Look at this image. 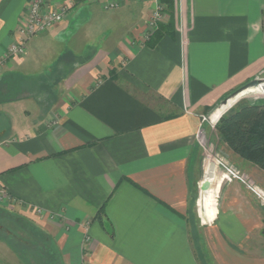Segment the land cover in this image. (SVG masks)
I'll list each match as a JSON object with an SVG mask.
<instances>
[{
    "label": "crops",
    "instance_id": "1",
    "mask_svg": "<svg viewBox=\"0 0 264 264\" xmlns=\"http://www.w3.org/2000/svg\"><path fill=\"white\" fill-rule=\"evenodd\" d=\"M108 1L77 3L5 61L0 187L14 200L0 211L40 228L58 264H204L189 215L213 161L203 175L201 149L223 100L264 76V0H174L154 28V0ZM30 2L0 0V60ZM247 187L224 183L200 233L213 264H264V204Z\"/></svg>",
    "mask_w": 264,
    "mask_h": 264
},
{
    "label": "rangeland",
    "instance_id": "2",
    "mask_svg": "<svg viewBox=\"0 0 264 264\" xmlns=\"http://www.w3.org/2000/svg\"><path fill=\"white\" fill-rule=\"evenodd\" d=\"M257 79L263 80L264 76H259ZM251 90V88L245 89L236 97H233V99L236 100L233 105L228 101L226 105L223 104L220 108L216 109L212 113L210 119L213 122V125L216 126L219 117L240 100H264V94H255V92ZM216 134L217 138L216 136L215 138L211 139L207 137L204 144L202 145L203 148L201 149L203 175L207 159L209 156L213 159L212 162L209 161V172L207 176V181L211 182V186L206 189L207 193L205 191V195L203 197V199L207 198L206 200H208V203L206 202V205L198 208L197 202L200 196L198 186V188L193 191L189 209V215L191 217L192 223L196 224V230H198V232L201 233L202 237L204 238L206 237L205 229H207L209 223L216 218L218 213V201L221 194V186L222 184L224 185L223 181L225 179V172L229 170H238L242 173V175H244V177L247 178L249 183L258 186L264 191V188H262L256 178L242 168V166L239 164L238 158H236L234 154L228 150V148L225 146L226 144L222 142L218 133ZM203 175L200 180H202ZM256 197L261 202L257 194ZM7 245L11 247V250H8L10 248ZM0 250V264H9L7 260L10 259V264L59 263L54 243L46 236V234L43 233L40 228L30 224L29 222L23 221L13 214L10 215L5 211H0ZM206 252H208V250ZM6 253H11V257H9V255L6 256ZM15 257L16 262H14ZM205 257L207 260L208 258L211 260H208V264H213V260L209 253L205 255Z\"/></svg>",
    "mask_w": 264,
    "mask_h": 264
},
{
    "label": "trees",
    "instance_id": "3",
    "mask_svg": "<svg viewBox=\"0 0 264 264\" xmlns=\"http://www.w3.org/2000/svg\"><path fill=\"white\" fill-rule=\"evenodd\" d=\"M161 1L165 3L164 11L170 14L169 23H172L174 0ZM160 29L153 34L156 38L162 34ZM215 128L222 142L235 154L264 170V100L238 101L219 117ZM191 233L201 261L205 264L199 243L201 236L194 223Z\"/></svg>",
    "mask_w": 264,
    "mask_h": 264
},
{
    "label": "built area",
    "instance_id": "4",
    "mask_svg": "<svg viewBox=\"0 0 264 264\" xmlns=\"http://www.w3.org/2000/svg\"><path fill=\"white\" fill-rule=\"evenodd\" d=\"M93 0H31L28 7L27 14L19 28L20 38L17 42L12 43L5 54L3 60H0V71L4 66L5 61L11 57L22 56L27 48V42L33 36L44 32L57 24L61 23L68 15L69 11L77 3L89 2ZM155 7L150 19L151 28L157 27L163 20V13L165 3L161 0H154ZM119 5V0H109L106 4L107 7H116ZM201 133V132H200ZM198 133L199 141H203L202 136ZM225 179L223 183L233 180H242L248 184V187L254 191L264 204V191L258 186L249 183L240 171L229 170L224 173ZM13 198L0 187V203H13ZM40 209H38L39 211Z\"/></svg>",
    "mask_w": 264,
    "mask_h": 264
},
{
    "label": "water",
    "instance_id": "5",
    "mask_svg": "<svg viewBox=\"0 0 264 264\" xmlns=\"http://www.w3.org/2000/svg\"><path fill=\"white\" fill-rule=\"evenodd\" d=\"M261 82H264V79H253L249 82H247L246 84H244L243 86H241L239 89H237L236 91H234L233 93H231L229 96H227L224 100L223 103L224 105H226L229 101V99L236 97L239 93H241L242 91H244L245 89L248 88H252V87H258L260 85ZM211 186V182L210 181H206L204 182L202 185L199 184V188L200 189H208ZM223 187V184L221 186V188Z\"/></svg>",
    "mask_w": 264,
    "mask_h": 264
}]
</instances>
